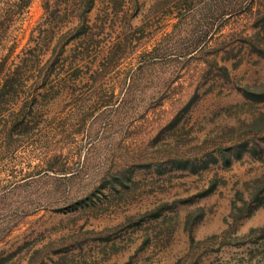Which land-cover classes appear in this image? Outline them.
Returning <instances> with one entry per match:
<instances>
[{
  "label": "rangeland",
  "instance_id": "obj_1",
  "mask_svg": "<svg viewBox=\"0 0 264 264\" xmlns=\"http://www.w3.org/2000/svg\"><path fill=\"white\" fill-rule=\"evenodd\" d=\"M43 13L31 0L7 28L16 52ZM90 17L120 78L0 153V264H264V0H98Z\"/></svg>",
  "mask_w": 264,
  "mask_h": 264
},
{
  "label": "trees",
  "instance_id": "obj_2",
  "mask_svg": "<svg viewBox=\"0 0 264 264\" xmlns=\"http://www.w3.org/2000/svg\"><path fill=\"white\" fill-rule=\"evenodd\" d=\"M30 1H8L0 12L1 154L24 140L25 129L36 128L29 119L31 115L40 110L49 113L51 108L82 106L85 97H101V92L107 95L104 80L113 79L112 72L119 80L121 74L117 62L122 47L103 35L102 24L91 21L90 13L98 0H76L63 9L61 0H43L44 13L32 29L29 45L16 52V42L10 34L7 36V28L25 12ZM5 50L8 53L3 54ZM155 61L149 55L124 72L125 95L138 83L142 70L154 66ZM96 85L101 87L97 89ZM10 126L13 129L9 133Z\"/></svg>",
  "mask_w": 264,
  "mask_h": 264
}]
</instances>
